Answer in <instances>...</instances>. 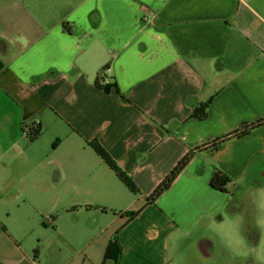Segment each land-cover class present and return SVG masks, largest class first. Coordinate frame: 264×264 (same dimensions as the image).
<instances>
[{
  "label": "crops",
  "instance_id": "0c3cea01",
  "mask_svg": "<svg viewBox=\"0 0 264 264\" xmlns=\"http://www.w3.org/2000/svg\"><path fill=\"white\" fill-rule=\"evenodd\" d=\"M261 119L264 0H0V264H171L170 243L216 220L230 185L264 162V124L196 148ZM215 169L226 191L210 185ZM115 237L121 253L103 263Z\"/></svg>",
  "mask_w": 264,
  "mask_h": 264
},
{
  "label": "rangeland",
  "instance_id": "374dc122",
  "mask_svg": "<svg viewBox=\"0 0 264 264\" xmlns=\"http://www.w3.org/2000/svg\"><path fill=\"white\" fill-rule=\"evenodd\" d=\"M229 194L216 220H203L170 243L171 264H264V162L254 163Z\"/></svg>",
  "mask_w": 264,
  "mask_h": 264
},
{
  "label": "trees",
  "instance_id": "16d2710c",
  "mask_svg": "<svg viewBox=\"0 0 264 264\" xmlns=\"http://www.w3.org/2000/svg\"><path fill=\"white\" fill-rule=\"evenodd\" d=\"M103 78H98L96 80V85L100 88L108 90L110 88V84L103 83ZM210 100L202 101L197 103L192 107L191 113L189 115L190 118L194 119H204L207 115V107ZM264 124V119L258 120L253 123H244L239 128L224 134L219 137H215L208 141L206 144L199 146L196 148V150H217L219 149L224 143L227 141L240 137L244 134H247L252 129H255L261 125ZM39 133V129L36 128L34 135L31 136V138H34ZM88 144L94 149V151L98 154V156L103 160V162L115 173V175L119 178L121 182H123L130 191L134 193H140L139 187L136 185L132 177L120 167V165L116 162V160L110 155V153L104 148V146L97 140L92 139L88 141ZM192 157V152H188L178 163L175 165V167L169 172V174L158 184V186L153 190V192L147 197V201L149 203H155L156 200L166 191L168 190L176 177L182 172V170L186 167L188 162L190 161ZM230 177L225 174L223 171L219 169H215L213 171L212 177L210 179V185L216 189L226 191V184L230 182ZM92 207V206H89ZM95 208H102L104 207H98ZM138 212L137 211H128L126 214L133 218ZM55 215H51L48 219L54 220ZM121 253V247L118 243L117 238L115 237L113 240L109 242V244L106 247L103 263L106 260L113 259L114 261H117L119 255Z\"/></svg>",
  "mask_w": 264,
  "mask_h": 264
},
{
  "label": "built area",
  "instance_id": "2783aa9c",
  "mask_svg": "<svg viewBox=\"0 0 264 264\" xmlns=\"http://www.w3.org/2000/svg\"><path fill=\"white\" fill-rule=\"evenodd\" d=\"M104 82L108 83L107 79H104ZM31 123H33V128L31 130L27 131V127ZM39 123H40L39 119L36 116H32L30 119V122H28L24 125V128H25L24 132H25L26 136L31 137L32 135H34V132H35L36 128L38 127Z\"/></svg>",
  "mask_w": 264,
  "mask_h": 264
}]
</instances>
